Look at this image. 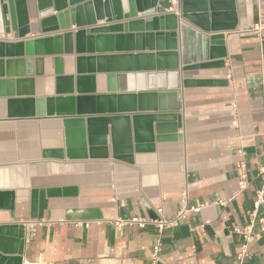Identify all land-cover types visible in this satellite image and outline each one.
<instances>
[{
	"label": "crops",
	"instance_id": "obj_1",
	"mask_svg": "<svg viewBox=\"0 0 264 264\" xmlns=\"http://www.w3.org/2000/svg\"><path fill=\"white\" fill-rule=\"evenodd\" d=\"M236 5L239 24L235 31L225 32V67L184 74L196 84L180 90L182 138L156 142L153 152L134 153L131 160L44 157L45 152L65 149L63 119L55 114L54 57L36 58L34 77L17 79L13 89L0 87V192L16 194L14 217L0 210V224H26L24 260L35 264H238L243 240L234 230L250 224L256 193L263 184L259 171L264 166V37L250 29L264 23V0H236ZM3 6L0 0V33L17 41L15 32L6 34ZM170 13L182 18L175 3L166 12ZM128 23L123 21L124 32ZM103 25L99 22L95 27ZM39 35L33 29L27 38ZM136 45L134 40L133 46L124 42L122 48L114 49H135ZM128 53L136 52L112 55ZM76 58L64 57L65 76L76 75ZM19 71L26 73L27 67ZM96 90L97 95L115 93V82L98 76ZM30 113L33 116L28 117ZM234 121L238 126H233ZM139 131L145 135L148 130L142 125ZM242 158L248 186L240 191ZM66 188L75 189L76 194L48 199L43 218H30L33 191ZM184 190L188 209L197 211H189L176 226L159 231L153 225H116L119 219H176L183 208ZM259 215L264 216V205ZM250 252L245 264H264V233L258 232Z\"/></svg>",
	"mask_w": 264,
	"mask_h": 264
},
{
	"label": "water",
	"instance_id": "obj_2",
	"mask_svg": "<svg viewBox=\"0 0 264 264\" xmlns=\"http://www.w3.org/2000/svg\"><path fill=\"white\" fill-rule=\"evenodd\" d=\"M2 2L6 34L15 32L17 41L0 40V72L5 69L0 87L13 89L17 79L34 77L36 58L54 57L55 114L63 119L65 149L44 157L57 159L128 161L134 153L153 152L156 142L181 139L180 90L196 84L184 74L224 68L225 32L239 24L236 0ZM174 3L182 18L166 14ZM123 21L129 22L126 32ZM99 22L105 25L95 27ZM73 27L76 31H70ZM33 29L40 35L27 38ZM134 40L135 49H114L124 42L133 46ZM126 51L136 53L112 55ZM73 55L76 75L65 76L64 57ZM24 66L27 72L21 73ZM102 75L114 80L115 93L96 94ZM145 112L151 114L138 115ZM142 125L145 135L139 131ZM75 194L70 188L33 191L30 218H43L48 199ZM15 207L16 194L0 192V210L14 217ZM25 237V223L0 224V264H23Z\"/></svg>",
	"mask_w": 264,
	"mask_h": 264
},
{
	"label": "built area",
	"instance_id": "obj_3",
	"mask_svg": "<svg viewBox=\"0 0 264 264\" xmlns=\"http://www.w3.org/2000/svg\"><path fill=\"white\" fill-rule=\"evenodd\" d=\"M250 32L257 33L259 36L264 37V23L259 22L258 24L254 25L250 29ZM6 39L5 35L0 33V40ZM228 78H231V76H228ZM233 126H238L237 121L233 122ZM239 155L243 156L244 151H239ZM238 169L240 172L239 175V187L240 191H243L248 186V173H247V165L242 158L238 163ZM259 176L262 180V187L257 191L256 193V200L254 202V211L251 214V221L248 226H246L244 229H235L234 232L242 237V244L240 246L239 252L237 254V262L238 264H245V262L250 258L251 256V245L255 241V238L258 234L264 233V216L259 215V211L261 207L264 205V166L260 168ZM187 199H188V193L186 190L182 191L181 193V202L183 204V208L181 212L178 214L177 218L171 221L165 220L163 218L156 219V220H149V219H138V218H132V219H126L121 220L119 219L116 222V225L118 227H124V226H132L134 224H137L141 228H145L148 225L156 226L159 231H162L165 228L174 227L178 224V221L186 216V214L189 211H197V209L192 208L188 209L187 207ZM158 213L162 214V210L158 209ZM159 245L155 248V255L159 252ZM23 264H35L31 263L30 261L23 260Z\"/></svg>",
	"mask_w": 264,
	"mask_h": 264
}]
</instances>
